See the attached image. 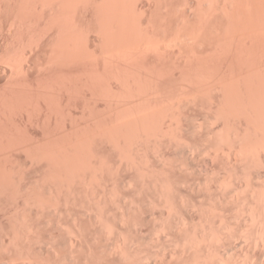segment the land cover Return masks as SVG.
I'll list each match as a JSON object with an SVG mask.
<instances>
[{"label": "bare ground", "instance_id": "bare-ground-1", "mask_svg": "<svg viewBox=\"0 0 264 264\" xmlns=\"http://www.w3.org/2000/svg\"><path fill=\"white\" fill-rule=\"evenodd\" d=\"M14 11H16L15 13H17L19 15V17L21 16L20 18L24 19L25 22L29 23L30 21H28V20H34L35 22L36 21L40 22V21L43 20V23L45 24V27H46L45 29L46 30L43 29L44 30L43 32L40 31L41 33H39V35H37L38 37L34 38L31 41V42H33L32 47H31V52H32V54H34L35 57H34V60H33V57L32 58L30 57L31 58L30 61L33 60V61H31V63L33 64L34 67L38 68V69H36L37 72H35V73H36V75H37V77L39 79L40 78H44V79H46V82L49 80V78H50L51 81H54V82L57 81L56 78L61 79L63 81H66V82H61V83H63L65 85V87H64L63 84L59 85V86H62L64 89L67 87L66 84H69V86L72 87L73 84H71V83H75L77 85L80 82L81 86L77 85V87H80L82 90L79 88L78 91L81 90V92H82L81 94L84 93L83 97L87 98V99H88L87 95H90V94L94 95L95 92H96L95 95L97 94L96 97L99 95L101 98L105 99L106 97H104V96L102 97L101 94H100V92L102 93L103 90H104L105 93H103V95L107 94V96H108V98L105 100V101H107L108 105L112 104V102L114 103V100L117 99L115 101V104H113L114 106H112V109H114V110L111 109V106L107 105L108 107H110V109L112 111H114V112H112L111 118L109 117L110 119H106V117L103 118V116H101L103 118V120L105 119L104 120L105 122H102V119H100L101 117L98 118L97 116L94 115L96 118L99 119V121L100 120L101 121L99 122L96 119V121L94 122L93 120L95 118H92L93 119L92 121L94 122V124H96V122H97L96 127L93 126V128L95 127V130L97 129L98 123H99V127L100 126L103 127V128H101V130H103L102 134L100 133L101 132L100 130H99L100 132L98 131L99 134H101L100 135L101 138L102 137H104V138L106 137V139H108L110 142H114L115 145L117 146V148H115L116 146H114L115 150L118 149L121 154L125 155V153L128 151V155L130 156L131 155L130 154L131 151L129 152V148L130 147L132 148V150L135 147L134 149H136V152H137V148L139 150V145L140 144L143 143L144 145H146L145 143H147L148 139L150 140V139L153 138V137L149 138L150 136L148 134L150 132L152 133V134L150 133L151 135H154L155 141L156 140L158 141V142L156 141L158 143V146H156V148L160 151L159 153H161V152L163 153L164 150H161V148L164 149L161 146V144H162V142H161L162 138L161 137L164 136L162 133H164L165 131L163 132V130L165 128H167V129H169V131H171L170 132L172 134L171 140H173L174 142H177L179 145H180V142L184 141V143H183L184 146H181V147H183V151L182 152L184 153V154L182 153L183 156L181 154V156H182L181 159L183 158V162L185 161L184 164H187L186 165L187 168L188 167L190 168L189 172H191L192 170L194 171V169H192V168H194L197 163L195 164L193 156H191V153L194 154V152H195V151L193 152L194 148L197 151H198V149L196 147H194L195 144H191V142L193 140L190 141L189 139H191L192 137L189 138V136H188V138H189L188 140L186 138H183V134H180L179 127H181L180 126V123L182 122L181 118L184 115H186L185 118L189 119L188 118L189 116H187V115H191V114H196L197 113V116H198V114L200 112H203L205 110L211 111L212 114L214 113L215 114V119H217L216 118V116H217L216 114L218 112H221V114L225 113L226 115L227 114H229V115L232 114L231 115L232 119H229V122H230V120H232L231 126L229 125L230 123L228 122L229 123L228 126L231 127L230 128V132L231 133L229 132L230 136H231V139L228 141L229 143L227 145V149H228L227 151L229 153L233 154L234 152H236V150H238L239 152L242 151V153L244 152L245 154H247L246 152H248L249 150H250V152H253V150L251 151V149L250 148L248 149V147L246 146L247 145L246 144V140L248 141V139H250V136L252 135L251 131L253 129V127H250L251 129H249L248 125L252 126L253 123L250 122V120H248L251 124H249V123L247 124L248 121H246V120L244 121V119H243V121L246 122V126L243 127V124H242V126L238 125L239 123H238L237 120L236 121H237L238 124H233V123H236L234 121L236 118L234 117L233 114L234 113H240V115L241 116H245V118L246 117L249 118L251 116L252 119H254L255 122H258V123L261 122L264 125V0H0V15L3 16L6 20H7V18L9 19V17L11 16V14ZM13 17H14V15H13ZM19 21L20 20H18V22ZM31 22H33V21H31ZM28 23H27V25H28ZM29 25H30V23H29ZM15 27H17V26H15ZM18 30H17V32H18ZM11 38H13V37H11ZM12 49H13V47H12ZM13 59H14V57H13ZM21 67H23V66H21ZM26 67H28V66H26ZM11 69H10L11 70L10 73L13 71V67ZM15 69H17V68L15 67ZM14 72L15 71H13V73ZM24 72H25V70H24ZM27 72H29V71H27ZM15 74H17V73H15ZM0 76H1V74H0ZM30 76H31V74H30ZM32 76H33V74H32ZM12 77H14V75H12ZM52 77H55V79L52 78ZM47 78H48V80H47ZM73 79H75V81H72ZM70 81H71V83H69ZM76 82H78V83H76ZM55 84L56 83H54V85ZM75 84H74V87L76 86ZM57 86H58V84H57ZM74 87H72V88L75 90ZM104 87H108L113 92L112 96H115V92L116 91H120V92L123 91V92L126 93V96L122 95L123 93H121L123 100L118 98L119 95H117V93H116V95H117L116 97L117 98L116 97H111L110 96L111 94L108 95V93H106V90H109V89H102ZM69 89H67L66 92L72 93V92H69V91H71L73 89H70V90ZM110 90L108 92H110ZM87 91H88V93H87ZM74 92L75 91H73V93ZM92 95H90V97ZM95 95H94V99L96 98ZM109 96L113 100L109 99ZM83 97H82V99H84ZM98 97H97V99L99 100L100 98H98ZM78 98H80V97H78ZM104 99H103V101H104ZM108 99L110 100L109 102H108ZM85 101H87V100H85ZM100 101H101V99H100ZM104 104H106V102ZM119 105H120V108L122 106V109H123V107L126 109V111H127L126 114H123V112L119 113V112H121V111H119V109H120L118 107ZM107 106H105V107H107ZM106 109H109V108H106ZM106 113H108L107 110H106ZM110 114H109V116H110ZM162 114L163 115L164 114H170L172 118L169 120L170 116L164 115V116H168V120H169V121L165 122L163 120L164 118L163 119L160 118V115H162ZM181 114H183L182 117H181ZM209 114H210V112H209ZM226 115H223V116H226ZM240 115H239V117H240ZM231 116H229V117L231 118ZM235 116H237V115H235ZM196 117L193 116L194 119H198L199 118V117H197V118ZM226 117H228V116H226ZM190 118H192V116H190ZM187 119H184V120H187ZM215 119H213V120L215 121ZM241 119H242V117H241ZM87 120H89V119H87ZM92 121H89V122L92 123ZM79 122H81V121H79ZM101 122L103 123V125L102 124L100 125ZM183 122L189 123L188 121H183ZM203 122H202V124H203ZM198 123H200V121ZM86 124L89 125L88 123H86ZM184 124H186V123H184ZM184 124H182V125H184ZM187 125L186 126L189 129L188 133L189 132L190 133L194 132L193 135L195 133L197 135L198 131L195 132V130H196L195 122L192 121V122H190ZM234 125H237V126H234ZM257 125H261V124L259 123ZM254 126H256V125L254 124ZM261 126L259 128L260 130L262 129ZM203 127L204 126L202 125V128ZM90 128H91V126H90ZM227 128H229V127H227ZM167 129H165V130L167 131ZM203 129L201 130L199 128V130L202 131V135H203V133H204V135H208L207 134L208 130L204 131L205 129L204 130ZM208 129H209V127H208ZM259 129H258V131H256L257 128H256V130L253 129V130H255L256 132L259 133V134L256 133L257 136H260ZM64 130H65V128H64ZM184 130H185V128H184ZM261 131H263V130H261ZM186 132L184 134H186ZM188 133L186 135H188ZM200 133L198 132V135ZM223 133H225V132H223ZM252 133H253V131H252ZM93 134H94V132H93ZM95 134H97V133L95 132ZM171 134H167V135H171ZM189 135L191 136V134H189ZM196 135H194L193 138ZM204 135H203V137H204ZM94 136L95 135H93L91 138L90 137H88V138L86 137L85 139L80 141L81 143H78V144H80L79 145L80 147L79 146L78 147H79V149H81L82 152H80V150L77 149L78 147L76 149H74L72 147H68L66 149V147H65L63 150H60V152L58 151L59 153H54L55 155L51 152L52 156H54V158H56L55 161H54V160H52V157L49 156V157H51L50 158L51 163H52V161L55 162V164L53 162V164L55 165L54 166L55 167L54 171H52L53 167L51 166L52 167L51 173H53V172L55 173L54 175L53 174L51 175L54 178V180H52V178L50 176V171H48L49 175L48 174H46V175H47L48 178H51V180L53 182H56V184L58 182L59 184L62 185V186H59L57 184L58 185L57 187L60 188V189H58V191L62 190V193H63V188L65 186H70L69 183H68L69 185L66 183V181L68 182L67 174H68L69 170H70V173L72 174L73 173L72 171H76L78 169V167H80L78 169L79 171L81 170V167H83V165L82 166L78 165V167H77V165H76L77 163L74 162L75 156H76V154H74L75 150H76L75 152H77V150H78L84 156V157L81 156V157H83L81 159H84L86 168L83 167V169H85V170H83V171L81 170L80 172L76 171V173L78 172L80 174V175L77 174L78 178L75 177L76 174H74L75 176H73V174L69 175L70 173L68 174L69 178L71 176L73 177V178H71L72 179L71 185L73 184L72 182H74V185H76L77 183H75V182H79L78 179H81L82 181H80V182H82V184H83V182H85V180H84L85 177L84 176H87V177L89 176L88 178H90V179H88V181L86 180V182H89V184L91 182V190H94V192H95V190H98V188H97V186L99 185V183H98V179L99 178L98 177L101 176L102 171H104L103 170V165L105 167V164L101 160L102 159L101 155L106 156L107 154L105 155V152L103 153L104 149L102 148L103 151H101V152L103 154H100L99 156L101 157V159L99 158L98 149H96V148H99L100 145L98 146L97 144H99V142L102 144V142L104 143V141H102V142L98 141L99 140V137H98L99 135L98 134H97V136H95V137ZM200 136H201V134H200ZM213 136L215 137V134ZM213 136H211V134H210V138L211 139H212ZM220 136H222V135H220ZM220 136H218V137L220 138ZM260 137L261 138H259V141H256L258 143V145L256 144L257 145L256 147L252 145L253 148H254V154L252 153L253 156L251 155L252 156L251 157L250 156L251 153L248 152V155L250 156V158H248V159H250V161H252V163L255 164V165L252 164L253 166H255L254 168H257L260 164L263 165L262 168H264V133ZM104 138H102V140H104ZM256 138H258V137H256ZM197 139H199V136L197 137ZM226 139L227 138H225L224 141H226ZM108 140H105V141H108ZM171 140H170V142H173ZM199 140H198L199 142L196 141L199 144H202V142L205 141V140L202 141V139H199ZM208 141L209 140H207V142ZM110 142L109 143L106 142V143H108L111 146ZM127 142H130L132 146L128 145L129 143L127 144ZM151 142H150V146H151ZM167 142H168V140H167ZM174 142H173V144H174ZM193 142L195 143V141H193ZM114 143H112V144L114 145ZM211 143H215V141L214 142L212 141ZM248 143H249V141H248ZM153 144H154V146H153V148H154L155 147V142L154 141H153ZM144 145H142V146H144ZM211 145H213V144H211ZM215 145L217 146V144H215ZM224 145H226V144L224 143ZM169 146H170V144H169ZM146 147H148V145ZM213 147H214V145H213ZM214 148H215L214 149L215 151H213V152L216 154V147H214ZM112 149H111V151H112ZM145 150H147V149H145ZM145 150H143V152ZM220 150H221V148H220ZM114 151H112V152H114ZM154 151L155 150H153V153H154ZM53 152H54V150H53ZM136 152H135V154H136ZM173 152L174 151H172V153ZM239 152H238V154H239ZM107 153H108V150H107ZM145 153H146V151H145ZM159 153H156V154L158 155ZM49 154H50V152H49ZM114 154H116V152ZM132 154L133 155H131V156H133V158L131 159V163L135 164V157L136 156L134 155V152ZM138 154L141 157H143V155H144V154L141 155L140 153H138ZM163 154H165V153H163ZM108 155H110V154H108ZM234 155H237V154H233V156ZM239 155H242V154H239ZM107 156H106V158H108ZM118 156H119V158L124 157V156L120 157L119 153H118ZM147 156L149 158V155H147ZM237 156H234V158H237ZM245 156H247V155H245ZM245 156L243 155V157H245ZM46 157H48V156H46ZM49 157L47 159H49ZM158 157H159V155H158ZM76 158L78 159V158H80V156L79 157L76 156ZM116 158H115V160H116ZM154 158H155V156H154ZM162 158H164L162 160H165V158H167V157H162ZM81 159H79V160L82 161ZM104 159H105V157H104ZM108 159L110 160V158H108ZM124 159L128 160L129 157L124 158ZM141 159L138 158L137 160H141ZM237 159L238 160L240 159L239 156H238ZM145 160H147L146 157H145ZM162 160H161V162H163ZM110 161L112 162V160H110ZM148 161H150V160L148 159ZM244 161H246V160H244ZM247 161H249V160H247ZM120 162H118L119 164H117V169L120 168V165L121 166L123 165V164H120ZM235 162L238 163V161H235ZM78 163L81 164L80 162H78ZM108 163H110V162L108 161ZM116 163L117 162L115 161V164ZM123 163H124V161H123ZM131 163L129 162V164H131ZM144 163L147 164V162H145V161H144ZM152 163H154V162H152ZM164 163H166V161ZM167 163H170V162L167 161ZM175 163H177V162H175ZM127 164H128V162H127ZM142 164H143V162H142ZM242 164H244L243 161H242ZM256 164H257V167H256ZM74 165H76V170H74ZM108 165L109 164L106 163V166H108ZM145 165H142V167H144ZM162 165H163V163H162ZM181 165H183V164H181ZM237 165H239V164H237ZM111 166H112V164H111ZM113 166H116V165H113ZM118 166H119V168H118ZM135 166H137V165H135ZM167 166L165 165V167H167ZM170 166H171V164H170ZM186 166H185V168H183L184 170L186 169ZM109 167H110V165H109ZM163 167L164 166H162L161 169H163ZM165 167H164V169H166ZM241 167H239V168H241ZM247 167H248V165H247ZM49 168H50V166H49ZM72 168H73V170H72ZM144 168H147V167H144ZM104 169L108 170L109 168L107 169V167H106ZM124 169H126V168H124ZM134 169H135V167H134ZM137 169H138V172L142 171L139 168H137ZM152 169H149L150 171H152L151 173H153V171H154ZM198 169L199 170L203 169V171L204 170H208L209 171V167H207L206 165H203V166H201V168H198ZM126 170H128V168ZM149 170H147V171L144 170V173L145 172L147 173ZM163 170H161V171H163ZM114 171L118 172V170H114ZM114 171H112V172H114ZM186 171H184V172H186ZM210 171H212V167H211ZM236 172H237L238 175H240V173H238V172H241V171L237 170ZM254 172H256V171H254ZM135 173H137V171ZM144 173H143V175H144V178H145L146 175ZM171 173H169V170H168V172H166V178L165 177H164L165 179L162 178L166 182H163L162 179H161L162 181H160V183L163 182L162 187L164 186V183H166V185L164 186L165 188L164 187L161 188V191H159V189H156V190H158L157 192H162L163 191L164 198L163 197H161V198H163V202L165 203V205L167 204L169 206L170 211L173 209L172 208V198L175 200V195H178V194H174V192H173V191H175L174 188H176L177 185L178 186L180 185V182L178 184V181H177L178 179H176L173 175H171ZM192 173L190 174L191 176L193 175ZM198 173H200V172H198ZM204 173H205V171H204ZM234 173H235V171H234ZM242 173H243V171L241 172V174ZM119 174L121 175L120 170H119ZM126 174H127V172H126ZM140 174H142V172ZM148 174H147V176H148ZM188 174H186V177L189 180V178H188L189 175ZM206 174H208V173H206ZM212 174H213V172H212ZM212 174H210V176H212ZM108 175L109 176L111 175L113 177L112 174L108 173ZM143 175H142V177H143ZM154 175L152 174V177ZM174 175L176 176V174H174ZM183 175H184V173H183ZM232 175L236 176V173L232 174ZM258 175L259 174H256L257 177H259ZM105 176H107V175L105 174ZM114 176H116V175L114 174ZM149 176H150V174H149ZM195 176L196 175H194V177ZM208 176H209V174H208ZM240 176H239V178L241 180ZM247 176H249V174ZM261 176H262V178L264 177V171L261 174ZM137 177H138V175H137ZM154 177H156V175ZM161 177H159V178H161ZM236 177H238V176H236ZM48 178H47V180H48ZM76 178H77V181L74 180ZM82 178H84V179H82ZM133 178H135V177H133ZM178 178H180V177H178ZM191 178H190V181L192 180ZM195 178H196L197 182L196 181L194 182L195 187H193V186H192L193 188L191 187V189H192L191 190L192 192L190 191L191 194L195 192L194 190L199 191L201 189L200 191H202V189H203V190H205L207 192L206 193L204 191V194L207 195L209 193L210 195L212 194L213 196L217 197L216 196V192H217L216 191V181H214V179L212 180L211 177H208L209 179L211 178V181L215 182V184H213L214 182L209 184L210 180H208V178H207V176L205 174L202 175V176H197ZM239 178H237V179H239ZM119 179H121V178L119 177ZM248 179L249 178H247L245 180H248ZM70 180H69V182H70ZM100 180H99V182H100ZM123 180H125V179H123ZM123 180L121 179V181H123ZM149 180H150V177H149ZM228 180H229L228 181L229 185L230 186L232 185L234 191L235 190L237 191L239 189L237 191V193L238 192L239 193L238 194L236 193L237 195H236L235 203L237 202V204H238V208H237L238 212H241L239 214H242V216L243 215L245 216V214H246V216H247L248 220L246 218H243V221L244 220L250 221V224H246V222L244 221L245 227H246V225H249L250 227H252V228H250V229H252V232H249L248 231L249 229L247 230L249 232V234L251 233L250 236L252 237V239H250L251 237L249 238L251 240L250 242L248 241L249 239L247 240V238H246V243H248V246L246 247L247 249L242 254V256L239 257V259L235 257L236 259L234 261L233 260L232 261L231 260L230 261L227 260L226 252H227V250L229 251L230 250V246L233 245V244H231L232 240L230 238L233 235L236 236V235H238L240 233L236 234V232H235L236 229L234 231L233 229L224 228V227H227L228 224H227V226H225L226 224L225 225L223 224L222 227L224 229L223 228H221L223 230L220 229L221 231H225L227 229L226 230L227 233L225 232V234H226L225 237L226 238L221 236V234H219V232L217 233L216 229L217 230H219V229L216 228L215 226H213L214 224H213L212 221L215 218L214 216L216 215V208H218V204L216 205V202H218V201L215 200L216 198L214 200H213V198H211L212 201L210 200V202H207V203L210 204V206H209V204L205 203L206 199H204V197H203V199H204L203 200L204 202H203L201 197H200V201H202L201 203H203V206H204V204H206V206L207 205L209 206V208H207V210L209 209V211H208L209 215H207V217L204 215L203 219H201V221H199L200 224L198 222L199 225H194L193 224L195 227H200V230L197 228V231H196V229H194L195 227L192 226V223L190 224L192 227L191 226L189 227V225H187L184 222L185 220L183 219V217L182 218L181 217H179V218L175 217L176 219H174V217H172L174 220H173V222L172 221L171 222L174 223L173 225H175L176 228L171 227V226L169 227V229H172V228L175 229L174 230L175 234L174 233H172V234H174L175 236H176V234L178 235L177 236V237H179L178 240H180L178 243H180L182 241V239L184 240L183 242L185 244V249H186V250H184V252L186 251L189 254L192 250L190 252H188V249L189 250L190 249H195V250H193V254L195 253L194 256L196 258L195 259L196 261L195 262H194V260L192 261V259H191L192 257L191 256H189V258L187 257L188 255L185 257V255H186V253H185L184 254L185 259L182 257L185 262H182L183 261L182 260L181 261L182 264H197V263H199V264H264L263 258L260 260V256H259V255L263 254L262 251L264 250V187L262 188V192L255 193L256 192L254 190L255 188L253 189L254 186L252 187L249 182H245L244 184H240V183H243L245 180L244 181L242 180L243 182L242 181L240 182V180H237V181L240 182V183H238V182L235 181L234 178L232 179L231 176L229 177ZM263 180L261 179V181H263ZM125 181H127V180H125ZM154 181L150 182V183H155V182L158 183L157 180L155 182ZM181 181H183V180H181ZM185 181L186 180L184 178V181H183L184 184H185ZM224 181H226V179ZM19 182H20V180H19ZM53 182H52V184H54L56 186V184L53 183ZM103 182H105V181H103ZM130 182H128V184ZM145 182H147V180ZM47 183H48V181H47ZM190 183L192 185H194L192 182H190ZM63 184H65V186H63ZM114 184H115V181L113 183V186H114ZM133 184H129V185L131 186ZM136 184H137V182H136ZM143 184H142V187H143ZM148 184H149V182H148ZM155 184H154V186L158 185V184L157 185H155ZM211 184H213V185H211ZM263 184H264V181H263ZM54 185H53V187H54V189H56ZM74 185H72L71 187H73ZM87 185L88 184H86L85 186H87ZM105 185L107 186L108 183L105 184ZM147 185H145V186H147ZM152 185L153 184H151V186ZM76 186L80 187L79 184L76 185ZM104 186H101V190H98V191L106 193V191L102 190V188ZM116 186H119V185H116ZM148 186L151 187L150 185H148ZM25 187H27V186H25ZM87 187H89V186H87ZM119 187L121 188V186H119ZM186 187H188V185ZM68 188H70V187H68ZM75 188H77V187H75ZM83 188H85V187H83ZM95 188H97V189H95ZM109 188H112V187H109ZM157 188H160V187L158 186ZM64 189H66V187ZM106 189H107V187H106ZM146 189H148V187H146ZM150 189H152V187ZM189 189H190V187L187 188V190H189ZM30 190H31V188H30ZM259 190L261 191V189H258L257 191H259ZM56 191H57V189H56ZM148 191H151V190L148 189L147 193H148ZM226 191H228V190H226ZM67 192H69V191H67ZM111 192H112L111 195H113L112 189H111ZM154 192H156V191H154ZM178 192H181V191H178V189H177L176 193H178ZM115 193H117V192H115ZM149 193L152 194V192H149ZM195 193H194V195H195ZM56 194H57V196H56ZM59 194L61 196V192H59V193H55L54 197H53V201L57 205H58L59 201H61V200H58V198H61V197H59ZM68 194H66V195H68ZM73 194H74V192H73ZM101 194L103 196H107V194L106 195H104L103 193H101ZM255 194L256 195L259 194V196H258V197H260L259 201L256 200L258 198H256ZM118 195H120V194H118ZM118 195L117 196L115 195V196L118 197ZM124 195H126V194H124ZM124 195H123V198L125 197ZM62 196H63V194H62ZM91 196H93V195H91ZM182 196L180 197V199L182 198ZM184 196H186V195H184ZM197 196H200V195H197ZM203 196H205V195H203ZM207 196H209V195H207ZM101 197L102 196H100V198ZM157 198H158V196H157ZM161 198H159V199L161 200ZM54 199H56L58 203ZM92 199L94 200L93 197H92ZM107 199L105 197L104 200L107 201ZM116 199L119 200V197L116 198ZM124 199H126V198H124ZM129 199H130V197H129ZM132 199H133V197H132ZM135 199L132 200V201H134V203H135ZM152 199H153V201L155 200V198H152ZM152 199L151 200L149 199L150 202H152ZM187 199L184 198V202ZM209 199H210V196H209ZM209 199L207 201H209ZM37 200H40V199H37ZM73 200H74V197H73ZM90 200H91V198H90ZM96 200H99V197H96ZM194 200H195V198H193V200H190V201L193 202ZM198 200L199 199L197 198L196 202L194 201L196 203V205H198L197 204L199 202ZM233 200H235V199H233ZM70 201H72V200H70ZM105 201L104 202L102 201L103 202V206L106 205ZM122 201H125V200H122ZM130 201H131V199H130ZM190 201H188L189 204L191 203ZM26 202H27V200H26ZM39 202H41V201H39ZM50 202H51V199H50ZM91 202L95 203L94 201H91ZM91 202H89V203H91ZM96 202L100 205L99 201H96ZM120 202L121 201H119V204H121ZM181 202L183 203V200H181ZM128 203H130V202H128ZM128 203H127V206H128ZM159 203H162V202H159ZM201 203H199L200 205H198V206H202ZM62 204L64 205L65 203H62ZM98 204H96V205L98 206ZM123 204H126V203L123 202ZM133 204L130 203V206L133 205ZM143 205H144V201H143ZM165 205H163V207ZM186 205L187 204L185 203L184 207H186ZM220 205H221V203H220ZM93 206H94V204H93ZM107 206H105L104 208L106 209ZM112 206H113V204H112ZM119 206H121V205H119ZM122 206H124V205H122ZM136 206H137V208H139V206L137 204H136ZM136 206H135V208H136ZM156 206H158V205H156ZM174 206H175V202H174ZM177 206L178 205L176 204L175 207H177ZM193 206H192V203H191V207H193ZM98 207H99V208H97L98 212H96V213H99V211H100L98 209H100L101 207L100 206H98ZM109 207H111V206H109ZM179 207H180V205H179ZM197 207H195L194 209H197ZM236 207H237V205H236ZM95 208L96 207H94V209ZM119 208H117V209H119ZM123 208H125V206ZM128 208H130V207H128ZM135 208H134V212L137 213V211L140 210V209H136L137 211H135ZM198 208L201 209V207H198ZM178 209L175 208V210H177V212L178 211L182 212V211H180L181 209H179V210ZM182 209H184V208H182ZM188 209L191 210L190 207ZM199 209H198V211L200 213V211H202L203 208L201 210H199ZM88 210H89V208H88ZM121 210L123 211L124 209H121ZM44 211H45V209H44ZM91 211H92V209H91ZM101 211L104 212V210H102V209H101ZM102 212H100V213H102ZM127 212L128 211H125V212L123 211L121 214H116V215H119V217L121 215L120 219L122 221L126 220L125 223L127 221H129V224H131L130 221L132 219H133V222H135V220L137 219L136 216H138L137 214H139V215L141 214V211H140V213L135 214L136 216L134 214H132V219H131L130 218L131 214H129L130 212L129 213H127ZM131 212L133 213V211H131ZM174 212H176V211H174ZM221 212H222V210H221ZM86 213H88V211ZM86 213H85V215H86ZM152 213H154V212H152ZM168 213H169V211H168ZM203 213H204V210H203ZM203 213L201 214L200 217H202ZM92 214H94V213H92ZM177 214H179V213H176V215ZM181 214H183V213H181ZM197 214H198V212H197ZM197 214H195V215H197ZM88 215H90V214H88ZM109 215L110 214H108V216ZM98 216H97V219L99 218ZM104 216H106V214H104ZM108 216H107V218H108ZM112 216H113V214H112ZM140 216H139V218L142 217V216L141 217ZM143 216L145 217V215H143ZM178 216H180V214ZM184 216H186V218H187V215H184ZM91 217H93V216H91ZM25 218H26V216H25ZM27 218H26V220H27ZM162 218H164V217H162ZM165 218H168V217L165 216ZM211 218H213V219H211ZM120 219H118L117 221H119ZM149 219H150V217H149ZM220 219L222 221L223 217L220 218ZM220 219H218V220L220 221ZM234 219H236V217ZM141 220L142 219H140V221ZM215 220H214V222H215ZM99 221L102 222V221H105V220L100 219ZM99 221H98V223L102 224ZM120 221H119V225H120ZM122 221H121V223L124 222V221L123 222ZM157 221H159V220H157ZM22 222H24V221H22ZM30 222H31V220H30ZM143 222H145V219L143 220ZM223 222H225V221L223 220ZM105 223H106V221H105ZM137 223L135 224L136 226H137ZM162 223L159 224L158 226L156 225L157 226L156 229L158 231L162 230V232H163V230H165L167 228L166 227L167 225L165 226L164 223L163 224ZM24 224H26V223H24ZM58 224H60V222ZM115 224H117V223H115ZM231 224H232V222H231ZM105 225H107V223ZM132 225L134 226V223ZM140 225H142V224H140ZM215 225H217V224L215 223ZM108 226H107V228H108ZM126 226H127V224H126ZM104 228H103L104 229L103 231H105L107 229L106 226ZM108 229L111 230V228H108ZM131 229H134V231L136 230V232L138 231L134 227H132ZM131 229H129L128 231H131ZM27 230H26V232H28ZM78 231H76V232L79 233L80 231L79 232ZM166 231H164V232H166ZM12 232H13V229H12ZM169 232L171 233V231H169ZM33 233H34V231H33ZM114 233H113V235H114ZM128 233H130V232H128ZM133 233L131 234L132 237H133ZM149 233L150 232H148V234ZM243 233H244V231H243ZM34 234H36V233H34ZM109 234H112V233H109ZM118 235H119V233H118ZM118 235H117V237H119ZM140 235H141V233H140ZM121 236H120V238H121ZM138 236L139 235H137V238H138ZM14 237H15V235H14ZM69 237L70 236L68 235L67 240H66V238H65V240L68 241ZM74 237L69 239L70 241H68V242H70V244H68V245L74 250V252H77L78 248L81 246V243L83 241L80 242L81 238H74ZM124 238H126V237H124ZM128 238H129V236H127L126 239H128ZM140 238H141V236H140ZM222 238H224L225 241ZM12 239H14V238H12ZM30 239H29V241H30ZM43 239L45 240L47 238H43ZM49 239H51V238H48L47 241H50ZM99 239H101V238H98V240ZM103 239H105V238H103ZM105 240H108V239H105ZM123 240L125 241V239H123ZM138 240H140V239H137V241ZM96 241H97V238H96ZM103 241H102L103 244L102 243L101 244L104 245V246L106 245V247H104V246H102V247H104V249L106 248L105 250H107V252H108V250H111V249L119 252V256H118L117 259L120 260L119 257H121V259L128 257L126 248L129 246L128 245L129 242L126 243V246L127 245L128 246L125 248L124 244H125L126 241L125 242H122V241L120 242L119 238H115L114 237V238H112L110 243L108 242L106 244H104L105 242H103ZM174 241H175V239H174ZM237 241H238V239H237ZM220 242H222V243H220ZM27 243L29 245V242H27ZM88 243H90V242H88ZM45 244L47 245L48 243L46 242ZM137 244H136V246H137ZM46 245H45V247H46ZM86 245H88V244H86ZM138 245H140V244H138ZM176 245L177 244H175V246ZM39 246H40V244H39ZM82 246H84L83 243H82ZM131 247L129 246V248H131ZM158 247H160V246H158ZM179 247L182 248V245L179 246ZM187 247H188V249H187ZM220 247H222V249H220ZM48 248H46V249H48ZM68 249H69V247H68ZM84 249H86V248H84ZM84 249L83 250L80 249V250L84 251ZM94 249L96 250V248H94ZM180 249H179V252L181 251ZM131 250H133V249H131ZM134 250L136 251V249H134ZM239 250L241 251V249H239ZM26 251L29 253L28 250H26ZM88 251L89 250H87L86 252H88ZM97 251H99V247H98ZM97 251H95L94 253H96ZM112 251H111L110 255L113 256ZM133 251H131V252H133ZM135 251L133 253H135ZM74 252L73 253L71 252V253L74 254ZM86 252L84 251V253H86ZM136 252H138V251H136ZM171 252H174V251H171ZM230 252H229V255H230ZM31 253H33V252H31ZM92 253H93V251H92ZM104 253H105V255L109 254V253L106 254V252H104ZM175 253H177V252H175ZM25 254H27V253H25ZM39 254H40L39 256L41 257L42 256V252L40 251ZM76 254H78V253H76ZM98 254H99V252H98ZM168 254H169V252H168ZM182 254H183V250H182L181 256H182ZM193 254H192V256H193ZM32 255H34V254H32ZM78 255H76V256H78ZM178 255H179V253H178ZM229 255H228V257H229ZM35 256H32V257L36 258ZM67 256L68 255H66V258H67ZM70 256L71 257H69V258H72L73 255H70ZM90 256H92V255H90ZM99 256H101V255H98V257ZM171 256H173V255H171ZM175 256H177V254ZM37 257H38V255H37ZM58 257H59V255H58ZM63 257H64V255H63ZM113 257H111V258H113ZM74 258L71 259L70 261H72V260L75 261ZM92 258H93V256L91 257V261H92ZM36 259L38 260L39 258H36ZM47 259H49V258L46 257V261L48 262ZM78 259H79V256L76 259L77 260L76 262L79 261ZM113 259H116V257H114ZM132 259H134V255H133ZM132 259L130 257V260H132ZM160 259H161V257H160ZM37 260H36V262H38ZM102 260H101V262H102ZM104 260H105V258H104ZM119 260H117V262H119L121 264L122 260L121 261H119ZM124 260L125 259H123V261ZM127 260H125V261H127ZM167 260H168V258H167ZM44 261H45V259H44ZM44 261H43V257H42V262H44ZM92 262H94V261H92ZM158 262H162V261H158ZM37 264H40V263H37ZM123 264H126V263H123Z\"/></svg>", "mask_w": 264, "mask_h": 264}, {"label": "rangeland", "instance_id": "rangeland-1", "mask_svg": "<svg viewBox=\"0 0 264 264\" xmlns=\"http://www.w3.org/2000/svg\"><path fill=\"white\" fill-rule=\"evenodd\" d=\"M16 11H14L12 14L14 15V17H13V15L11 14V16L9 17V19L7 18V20L3 17V16H1L0 15V74H1V76H0V264H37V263H40V264H43L44 262V264H120L119 262H117V260H119V259H117L118 258V256H119V252H117V251H115V250H113V249H111V250H108V252H107V250H105L104 249V247H106V245L104 246V245H102L103 243H102V241L103 242H105L104 244H106V243H110V241L112 240V238H119L120 239V242L123 240V239H125V241L123 240L122 242H125V248L129 245L131 248H129V246L126 248V250H127V254H128V257L127 258H122L121 259V257H119L120 258V260L119 261H123V259H125V260H127V261H121V264H123V263H126V264H182V262H185L184 261V259H185V257L187 256L188 258H189V256H191L190 258L192 259V261L194 260V262L196 261L195 259V256H194V254H193V250H195V249H188V247H187V249H188V252H190L191 250V252L188 254L186 251L184 252V250H186L185 249V244H184V240L182 239V243L180 242V243H178L180 240H178V238L179 237H177L178 235L176 234V236L174 235L175 233H174V230L175 229H169V227L171 226V227H174V228H176L175 227V225H173L174 223H172L173 222V220L174 219H176L175 217H177V218H179V217H183V219L185 220L184 222L187 224V225H189V227L191 226L190 224L192 223V226H194V225H199L200 224V222L199 221H201V219H203V217H204V215L207 217V215H209V209L207 210V208H209V206H210V204L209 203H207V202H210V200H211V198H213V200L215 199L216 201H218V202H216V205L218 204V208H216V215L214 216L215 218L213 219V218H211V219H213V226H215L216 228H218L219 230H217L216 229V232L218 233L219 232V234H221V236H223L224 238H226L225 237V232H226V230L229 228V229H233L234 231H235V229H236V234H238V233H240V234H238V235H236V236H232L230 239L232 240L231 242V244H233V245H231L230 246V250L228 251L227 250V252H226V258H227V260L228 261H234L236 258H238L239 259V257L240 256H242V254L245 252V250L247 249L246 247L248 246V243H246V238H247V240L251 237L250 235H251V233L249 234V232H252V229H250V228H252V227H250L249 225H246V227H245V224H244V221L246 222V224H250V221H247L248 219H247V216H246V214H245V216L243 215L242 216V214H239V213H241V212H238V210H237V208H238V204H237V202L235 203V201H236V195L239 193H237V191L239 190H233V187H232V185L230 186L229 185V177L231 176L232 177V179L234 178L235 179V181L236 182H238V183H240L242 180L244 181L245 179H247V178H249L248 180H245L243 183H240V184H244L245 182H249L250 183V185L253 187V189L256 191L255 193H260V192H262V188L264 187V184H263V179H264V177L262 178V176H261V174L263 173V171H264V168H262L263 167V165H259L258 167H257V164H256V167L257 168H254L255 166H253L252 164H254V163H252V161H250V159H248V158H250V156L252 155V153L254 154V148H253V146H257L258 145V143L256 142V141H259V138H261L260 136H262V134L264 133V125L261 123V122H259L261 125H257V124H259L258 122H255L254 121V119H252V117L250 116L249 118L248 117H246L245 118V116H241L240 115V113H234L233 115H234V117L236 118L234 121L236 122V123H233V124H238V125H241L242 126V124H243V127L244 126H246V122H244L245 120L246 121H248V120H250V122H252L253 124H252V126L250 125H248V127H249V129H251L250 127H253V129H255L256 130V128H257V130L256 131H258V129L260 128V126L262 127V129L261 130H263V131H261L260 129H259V132H260V136H257L256 135V133L257 134H259L258 132H256L255 130H253L252 129V131H253V133H252V131H251V136H250V139H248V141H249V143H248V141L246 140V146L248 147V149L250 148L251 149V151L253 150V152H250V150L248 151V152H250L249 154H250V156L248 155V152H246L247 154H245L244 152V154L242 153V151L241 152H239L238 150H236V152H234L233 154H237L238 156H239V160L237 159L238 158V156L237 155H234V156H237V158H234V156H233V154H231V153H229L227 150V145H228V141L231 139V136H230V126H231V124H232V120H230V122H229V119H232V114L231 115H229V114H221V112H218L216 115V118L217 119H215V114L213 113L212 114V112L211 111H208V110H205V111H203V112H200L199 114H198V116H197V113L196 114H191V115H187V116H189L188 118L189 119H187V118H185V116L186 115H184L183 116V114H181V123H180V126L181 127H179V131H180V134H183V138H186L187 140L189 139V138H191V139H189L190 141H195V143L192 141L191 142V144H195L194 145V147H196L197 149H198V151L197 150H195V148L193 149V152H194V154L193 153H191V156H193V159H194V162H195V167L194 168H192V169H194V171L192 170L191 172H189L190 171V168L188 167L187 168V164H184L185 163V161L183 162V158L181 159V157L183 156V147H181V146H184V141H182V142H180V145L177 143V142H174L173 140H171V136H172V134L170 133L171 131H169V129H167V128H165V129H167V131L164 129L163 130V132L164 133H162L164 136H162L161 138L163 139H161V142H162V144H161V146L164 148V149H162L161 148V150H164V152L163 153H165V154H163L162 152L161 153H159L160 151L156 148V146H158V141L156 142L155 141V138H154V135H151L150 133L148 134L150 137L149 138H152V139H148V141H147V143H145L146 145H144L143 143L142 144H140L139 145V150H138V148H137V152L138 153H140L141 155L142 154H144L143 155V157H141L137 152H136V149H134L133 148V150H132V148L130 147V146H132L131 145V143L130 142H127V144L128 145H130L129 147V152H130V154L131 155H133L132 153L134 152V155L136 156H134L135 157V164H132L131 163V159L133 158V156H129L128 155V151L125 153V155L124 154H121L120 152H119V150L117 149V150H115V148H117V146L115 145V143L114 142H110L108 139H106V137L104 138V137H102V138H104V140H102V138H101V134H102V132H103V130H101V128H103L102 126H100L99 127V123H98V126H97V131L95 130V127H96V124H97V122H96V124H94V122L96 121V119H97V121H99V119L98 118H100L101 116H103V118L104 117H106V119H110L111 118V116H112V112H114V111H112V110H114V109H112V106H114L113 104H115V101L117 100V99H115L114 100V103L112 102V104H109L108 105V103H107V101H105L107 98H108V96H107V94L106 95H103V93H105L104 92V90H103V92L101 93L100 92V94H101V96L103 97H106L105 99L104 98H101L99 95V97L98 98H100L101 99V101H100V99L98 100L97 99V97H96V95H95V93H94V95H95V99H94V95H92V94H90V95H92L91 97H90V95H87V97H88V99L87 98H84L83 97V94H81L82 92H81V88L80 87H77V85H80V82H79V84H75V83H71V81L69 82V83H71V84H73L72 85V87H74V84L76 85L74 88H75V90L72 88V87H70L69 86V84H66V90L62 87V86H59L60 84L62 85L63 83H61V82H66V81H63V80H61V79H58V78H56V80L57 81H51L50 80V78H49V80H48V78H47V82H46V79H44V78H38L37 77V75H36V73L35 72H37V70L36 69H38L37 67H34L33 66V64L31 63V61H33L34 60V54H32V52H31V47H32V44H33V42H31L34 38H36V37H38L37 35H39V33H41V32H43L44 30H46L45 28V24L43 23V20L42 21H40V22H38V21H34V20H28V21H30L29 23H30V25H29V23L28 22H25L24 21V19H22V18H20L19 17V15L17 14V13H15ZM19 17V18H18ZM18 20H20L19 22H18ZM23 20V21H22ZM4 21V22H3ZM9 21V22H8ZM17 21V22H16ZM27 21V20H26ZM31 21H33V22H31ZM35 22V23H34ZM27 23H28V25H27ZM10 25V26H9ZM12 26V27H11ZM15 26H17V27H15ZM42 27V28H41ZM26 28V29H25ZM9 29V30H8ZM20 31H19V30ZM44 29V30H43ZM17 30H18V32H17ZM27 30V31H26ZM15 31V32H14ZM31 31V32H30ZM41 31V32H40ZM21 32V33H20ZM36 32V33H35ZM20 33V34H19ZM30 35V36H29ZM17 36V37H16ZM11 37H13V38H11ZM26 38V39H25ZM13 40V41H12ZM30 40V41H29ZM19 42V43H18ZM28 43V44H27ZM25 45V46H24ZM8 46V47H7ZM12 47H13V49H12ZM27 47V48H26ZM30 47V48H29ZM16 48V49H15ZM22 51H20V50ZM30 49V50H29ZM19 50V51H18ZM15 52V53H14ZM18 53V54H17ZM11 54V55H10ZM15 55V56H14ZM18 55V56H17ZM29 55V56H28ZM23 56V57H22ZM26 56V57H25ZM13 57H14V59H13ZM17 57V58H16ZM33 57V60H31L30 61V59ZM2 58V59H1ZM26 60V61H25ZM36 62V61H35ZM29 64V65H28ZM7 65V66H6ZM11 66V67H10ZM21 66H23V67H21ZM26 66H30L29 68L28 67H26ZM33 66V67H32ZM13 67V71H15L14 73H13V71L10 73V71L12 70L11 68ZM15 67L17 68V69H15ZM28 68V69H27ZM32 68V69H31ZM35 68V69H34ZM11 69V70H10ZM20 69V70H19ZM24 70H25V72H24ZM29 71V72H27V71ZM35 70V71H34ZM22 71V72H21ZM27 72V73H26ZM15 73H17V74H15ZM19 73V74H18ZM21 73V74H20ZM31 74V76H32V74H33V76L31 77L30 76V74ZM14 75V77H12V75ZM7 75V76H6ZM36 75V76H35ZM30 76V77H29ZM3 77V78H2ZM36 77V78H35ZM52 78H54L55 79V77H52ZM16 79V80H15ZM44 79V80H43ZM53 79V80H54ZM38 80V81H37ZM43 80V81H42ZM11 81V82H10ZM37 81V82H36ZM72 81H75V79H73ZM20 82V83H19ZM58 82V83H57ZM54 83H56L55 85H54ZM76 83H78V82H76ZM57 84H58V86H57ZM70 84V85H71ZM64 85V84H63ZM26 86V87H25ZM40 86V87H39ZM50 86V87H49ZM69 86V87H68ZM81 86V85H80ZM64 87H65V85H64ZM78 89H77V88ZM27 88V89H26ZM48 88V89H47ZM52 88V89H51ZM73 89V90H71V91H69V92H72V93H68V92H66L67 91V89ZM79 88L81 89L80 91H78L79 90ZM13 89V90H12ZM61 89V90H60ZM69 89V90H70ZM102 89H109L108 87H104V88H102ZM55 90V91H54ZM110 90V89H109ZM109 90H106V93H108V95L109 94H111L110 96L111 97H116L117 95H119L118 96V98L119 99H122L123 100V98H122V95H125L126 96V93L125 92H123V91H116L115 92V96H112V94H113V92L110 90V92H108ZM73 91H75L74 93H73ZM77 93V94H76ZM87 93H88V91H87ZM99 93V92H98ZM116 93H117V95H116ZM121 93H123L122 95H121ZM125 93V94H124ZM121 95V96H120ZM58 96V97H57ZM67 96V97H66ZM84 98V99H82V97ZM109 96V99H111V100H113L111 97ZM78 97H80V98H78ZM90 97V98H89ZM43 98V99H42ZM70 98V99H69ZM117 98V97H116ZM82 99V100H81ZM103 99H104V101H103ZM108 99V102L110 101ZM36 100V101H35ZM76 100V101H75ZM85 100H87V101H85ZM97 100V101H96ZM52 102V103H51ZM106 102V104H104ZM123 102V101H122ZM87 104V105H86ZM64 105V106H63ZM69 105V106H68ZM111 106V109H110V107H108V106ZM121 105V104H120ZM120 105L118 106L119 108H120ZM51 106V107H50ZM61 106V107H60ZM77 106V107H76ZM102 106V107H101ZM105 106H107V107H105ZM106 108H109V109H106ZM55 109V110H54ZM74 109V110H73ZM82 109V110H81ZM121 109V110H120ZM119 109V111H121V112H119V113H122L123 112V114H126L127 113V111H126V109L123 107V109H122V106H121V108ZM125 109V110H124ZM53 110V111H52ZM72 110V111H71ZM106 110H107V112L110 114V116H109V114L108 113H106ZM109 110V111H108ZM65 111V112H64ZM208 111V112H207ZM205 112V113H204ZM209 112H210V114L214 117H212L210 114H209ZM43 113V114H42ZM54 113V114H53ZM203 115H202V114ZM97 116L98 118H96L95 116ZM122 115V114H121ZM163 115V114H162ZM162 115H160V118H164L163 120L165 121V122H167V121H169L172 117H171V115L170 114H164V115H168V116H170L169 117V120H168V116H162ZM200 115V116H199ZM223 115H226V116H231V118L229 117H226V116H223ZM235 115H237V116H235ZM239 115H240V117H239ZM190 116H192V118H190ZM193 116H197V117H199L198 119H194L193 118ZM219 116V117H218ZM222 116V117H221ZM30 117V118H29ZM72 117V118H71ZM110 117V118H109ZM196 117V118H197ZM239 117V118H238ZM241 117H242V119H241ZM244 117V118H243ZM89 119V120H87V119ZM92 118H95L94 120L92 119ZM103 118L101 117L100 119H102V122H105L104 120H103ZM167 118V119H166ZM204 118V119H203ZM74 119V120H73ZM184 119H187V120H184ZM193 119V120H192ZM204 121H202V120ZM213 119H215V121L213 120ZM242 121H241V120ZM243 119H244V121H243ZM94 122H93V121ZM194 121L195 122V124H196V130H195V132H201L200 134H201V136H200V134L198 135V132H197V135H196V133L194 134V135H196L197 137L199 136V139H202V141L203 140H205V141H201L202 142V144H199L198 142L200 141L199 139H197V137L195 136L194 138H193V133H188V131H189V129L187 128V124H189L190 122H192V121ZM197 120V121H196ZM228 120V121H227ZM238 121V123H237V121ZM47 121V122H46ZM79 121H81V122H79ZM89 121H92V123H90ZM101 121V120H100ZM99 121V122H100ZM107 121V120H106ZM183 121H188L189 123H187V122H183ZM200 121V123H198ZM203 122V124H202V122ZM213 121V122H212ZM29 122V123H28ZM78 122V123H77ZM100 123V125L102 124L103 125V123ZM230 124H229V123ZM241 122V123H240ZM243 122V123H242ZM249 121L247 122V124L249 123V124H251ZM37 123V124H36ZM41 123V124H40ZM47 123V124H46ZM57 123V124H56ZM76 123V124H75ZM86 123H90L89 125L91 126V128H90V126L89 125H87ZM184 123H186V124H184ZM93 124V125H92ZM182 124H184V125H182ZM228 124L230 125V126H228ZM254 124L256 125V126H254ZM76 125V126H75ZM187 125V126H186ZM198 125V126H197ZM202 125L204 126L203 128L205 129H203L202 128ZM89 126V127H88ZM93 126H95L94 128H93ZM183 126V127H182ZM234 126H237V125H234ZM65 128V130H64V128ZM87 127V128H86ZM198 127V128H197ZM208 127H209V129H208ZM227 127H229V128H227ZM62 128V129H61ZM182 128V129H181ZM184 128H185V130H184ZM199 128L202 130H204V131H207V134L208 135H204V133H203V135H204V137H203V135H202V131H200L199 130ZM188 129V130H187ZM227 129V130H226ZM101 132H100V131ZM184 130V131H183ZM101 133V134H99V132ZM187 131V132H186ZM203 131V132H204ZM210 131V132H209ZM212 131V132H211ZM66 132V133H65ZM93 132H94V134H93ZM95 132L99 135L98 137H99V140L98 141H104V143L102 142V144L99 142V144H97L98 146H99V148H96V149H98V156L100 155V154H103L104 152H105V155L107 154H110V155H106L108 158H110V160H112V162L108 159V158H106V156H104V155H101L102 156V159H101V157L99 156V158L103 161V163L105 164V167H104V165H103V170L104 171H102V174L104 175H102L101 174V176H99L98 178V183H99V187L97 186V188H98V190H101V186H104L105 184H107L108 183V185L106 186H104L103 188H102V190H104V191H106V193L105 192H101V191H98V190H95V192H94V190H91V182H90V184H89V182H86V180L88 181V179H90V178H88L87 176H84L85 177V179L84 178H82V179H84L85 180V182H83V184H82V182H80V181H82L81 179H78V181L79 182H75V183H77L76 185H80V187L79 186H76V185H74V182H72L73 184L72 185H74L73 187H71L72 185H71V181H72V179L71 178H73L72 176L69 178V176H68V174L70 173V170H69V172H68V174H67V180H68V182L66 181V183L68 184H70V186H65V184H63V186H65L66 187V189H64L63 188V193H62V190H59L58 191V189H60V188H58L57 186L59 185V186H62L61 184H59L58 182H57V184H56V182H53L52 180H54V178L51 176L52 174L54 175L55 173L53 172V173H51V169H52V167H53V169H52V171H54V164H55V159L56 158H54V156H52V153L54 154V153H59L60 152V150H63L65 147H66V149L68 148V147H72V148H74V149H76L80 144H78V143H81L80 141L81 140H83V139H85L86 137L88 138V137H92L93 135H95V136H97V134H95ZM186 132V134L188 133V135H186V134H184ZM209 132V133H208ZM219 132V133H218ZM221 132V133H220ZM223 132H225V133H223ZM230 132V133H229ZM215 134V137L213 136L214 134ZM228 133V134H227ZM262 133V134H261ZM48 134V135H47ZM66 134V135H65ZM89 134V135H88ZM166 134V135H165ZM167 134H171V135H167ZM189 134H191V136L189 135ZM206 134V133H205ZM210 134H211V136H213L212 137V139L210 138ZM55 135V136H54ZM59 135V136H58ZM185 135V136H184ZM220 135H222V136H220ZM225 135V136H224ZM94 136V137H95ZM170 136V137H169ZM187 136V137H186ZM188 136H189V138H188ZM209 136V137H208ZM218 136H220V138L218 137ZM229 136V137H228ZM254 136V137H253ZM54 137V138H53ZM72 137V138H71ZM164 137V138H163ZM201 137V138H200ZM256 137H258V138H256ZM35 138V139H34ZM166 138V139H165ZM209 140L208 142H207V140ZM209 138V139H208ZM225 138H227L226 139V141H224L225 140ZM252 138V139H251ZM29 141H28V140ZM33 139V140H32ZM101 139V140H100ZM171 141H173L174 142V144H173V142H170V140ZM196 139V140H195ZM222 139V140H221ZM60 140V141H59ZM77 140V141H76ZM105 140H108V141H105ZM167 140H168V142H167ZM199 140V141H198ZM219 140V141H218ZM252 140V141H251ZM41 141V142H40ZM152 141V142H151ZM153 141L155 142V147L153 148V146H154V144H153ZM196 141H198V142H196ZM214 142L215 141V143H211V142ZM224 141V142H223ZM106 142H110V144H111V146L108 144V143H106ZM150 142H151V146H150ZM164 142V143H163ZM221 142V143H220ZM42 143V144H41ZM112 143H114V145L112 144ZM170 144V146H169V144ZM176 143V144H175ZM207 143V144H206ZM224 143L226 144V145H224ZM164 144V145H163ZM178 144V145H177ZM199 144V145H198ZM211 144H213L214 145V147H216V154L213 152V151H215L214 149V147H213V145H211ZM215 144H217V146L215 145ZM219 144V145H218ZM250 144V145H249ZM255 144V145H254ZM257 144V145H256ZM50 145V146H49ZM96 145V146H97ZM109 145V146H108ZM142 145H144V146H142ZM148 145V147H146ZM209 145V146H208ZM249 145V146H248ZM253 145V146H252ZM75 146V147H74ZM84 146V145H83ZM97 146V147H98ZM106 146V147H105ZM114 146H116L115 148H114ZM203 146V147H202ZM224 146V147H223ZM22 147V148H21ZM28 147V148H27ZM59 149H58V148ZM80 147V146H79ZM79 147L77 148V149H79ZM111 147V148H110ZM153 149H152V148ZM171 147V148H170ZM179 147V148H178ZM208 147V148H207ZM213 147V148H212ZM246 147V148H247ZM33 148V149H32ZM35 148V149H34ZM40 148V149H39ZM61 148V149H60ZM82 148V147H81ZM104 149V151H103V149ZM113 148V149H112ZM220 148H221V150H220ZM226 148V149H225ZM111 149H112V151H114V152H112L111 151ZM145 149H147V150H145ZM158 151H157V150ZM178 149V150H177ZM53 150H54V152H53ZM80 150V152H82L81 151V149H79ZM107 150H108V153H107ZM135 150V151H134ZM143 150H145L146 151V153H145V151L143 152ZM153 150H155L154 151V153H153ZM177 150V151H176ZM57 151V152H56ZM59 151V152H58ZM76 151V150H75ZM74 151V154H76V156L77 157H79L80 156V158H76V156H75V160H74V162L75 163H77L76 165H77V167H78V165H80V166H82L83 165V167H85L86 168V166H85V161H84V159H81V158H83L84 156L82 155V153H80L78 150H77V152H75ZM100 151V152H99ZM101 151H103V153L101 152ZM140 151V152H139ZM167 151V152H166ZM172 151H174L173 153H172ZM180 153H179V152ZM207 151V152H206ZM49 152H50V154H49ZM52 152V153H51ZM79 152V153H78ZM116 152V154H114ZM120 154V157L121 156H124V157H121V158H119V156H118V153ZM135 152H136V154H135ZM143 152V153H142ZM238 152H239V154H242V155H239L238 154ZM39 153V154H38ZM47 153V154H46ZM113 153V154H112ZM150 153V154H149ZM156 153H159L158 155H159V157H158V155L156 154ZM183 153V154H182ZM31 154V155H30ZM181 154H182V156H181ZM193 154V155H192ZM200 154V155H199ZM211 154V155H210ZM228 154V155H227ZM55 155V154H54ZM147 155H149V158H148V156ZM155 156V158H154V156ZM164 155V156H163ZM173 155V156H172ZM243 155L245 156V155H247V156H245V157H243ZM26 156V157H25ZM46 156H51L52 157V160H54V161H52V163H51V160H50V158L51 157H49V159H47L48 157H46ZM81 156H83V157H81ZM118 156V157H117ZM140 156V157H139ZM151 156V157H150ZM158 158H157V157ZM167 157V158H165V160H162V159H164V158H162V157ZM210 156V157H209ZM253 156V155H252ZM251 156V157H252ZM28 157V158H27ZM104 157H105V159H104ZM112 157V158H111ZM118 159H117V158ZM127 157H129V159L127 160V159H124V158H127ZM145 157H146V159L147 160H145ZM169 157V158H168ZM214 157V158H213ZM233 157V158H232ZM25 158V159H24ZM54 158V159H53ZM115 158H116V160H115ZM139 158V159H141V160H137V159ZM160 158V159H159ZM178 158V159H177ZM32 159V160H31ZM79 159H81L82 161H80ZM120 159V160H119ZM124 159V160H123ZM148 159L150 160V161H148ZM158 161H157V160ZM127 160V161H126ZM161 160L163 161V162H161ZM243 161V163L244 164H242V161ZM244 160H246V161H244ZM247 160H249V161H247ZM49 161V162H48ZM108 161L110 162V163H108ZM115 161L117 162L116 164H115ZM121 161V162H120ZM123 161H124V163H123ZM137 161V162H136ZM141 161V162H140ZM144 161L145 162H147V164L146 163H144ZM166 161V163H167V161L168 162H170V163H164ZM213 161V162H212ZM235 161H238V163L237 162H235ZM241 161V162H240ZM53 162H54V164H53ZM78 162H80L81 164H79ZM118 162H120V164H123L122 166L120 165V168H119V166H118V168L119 169H117V164H119ZM126 162V163H125ZM127 162H128V164H127ZM129 162L132 164H129ZM142 164V162H143V164L142 165H145L144 167H147V168H144V167H142V165L140 164V163ZM152 162H154V163H152ZM175 162H177V163H175ZM24 163V164H23ZM31 163V164H30ZM35 163V164H34ZM47 163V164H46ZM106 163L107 164H109L110 165V167H109V165L108 166H106ZM114 163V164H113ZM139 163V164H138ZM162 163H163V165H162ZM235 163V164H234ZM51 164V165H50ZM57 164V163H56ZM111 164H112V166L113 165H116V166H111ZM149 164V165H148ZM160 164V165H159ZM170 164H171V166H170ZM176 164V165H175ZM181 164H183V165H181ZM199 164V165H198ZM215 164V165H214ZM229 164V165H228ZM237 164H239V165H237ZM24 165V166H23ZM58 165V164H57ZM76 165H74V170H76ZM126 165V166H125ZM135 165H137V166H135ZM148 165V166H147ZM165 165L167 166V167H165ZM203 165H206L207 167H209V171L208 170H204L205 171V173H204V171H203V169L201 170H199L198 168H201V166H203ZM237 165V166H236ZM243 165V166H242ZM247 165H248V167H247ZM250 165V166H249ZM255 165V164H254ZM29 166V167H28ZM49 166H50V168H49ZM52 166V167H51ZM133 166V167H132ZM150 166V167H149ZM152 166V167H151ZM162 166H164L166 169H164V167H163V169L166 171V172H168V170H169V173H171V175H173L176 179H178L177 181H178V184H179V182H180V185L178 186H176V188H174V190L175 191H173L174 192V194H178V195H175V200L172 198V210L170 211V209H169V206L167 205H165V203L163 202V198H164V193H163V191L162 192H157L158 190H156V189H159V191H161V188H163L165 185H166V183H164V186L162 187V184H163V182H166L164 179L166 178V172L163 170V169H161L162 168ZM173 166V167H172ZM180 166V167H179ZM184 166V167H183ZM185 166H186V169L184 170L183 168H185ZM197 166V167H196ZM212 167V171H210L211 170V167ZM245 169H243L242 167ZM261 166V167H260ZM27 167V168H26ZM38 167V168H37ZM83 167H81V170L83 171V170H85V169H83ZM107 167V169L108 170H106V169H104V168H106ZM113 169H112V168ZM134 167H135V169H134ZM177 167V168H176ZM233 167V168H232ZM239 167H241V168H239ZM252 167V168H251ZM80 167H78V169H79ZM123 168V169H122ZM124 168H128V170H126V169H124ZM137 168H139L140 170H142L141 172H142V174H140L141 172H138V169ZM152 169V170H154L153 171V173H151L152 171H150L149 169ZM159 168V169H158ZM170 168V169H169ZM173 170H172V169ZM203 168V167H202ZM215 168V169H214ZM235 168V169H234ZM237 168V169H236ZM250 168V169H249ZM24 169V170H23ZM44 169V170H43ZM50 169V170H49ZM76 170V171H78V172H80L79 170ZM157 169V170H156ZM179 169V170H178ZM198 169V170H197ZM247 169V170H246ZM254 169V170H253ZM12 170V171H11ZM20 170V171H19ZM34 170V171H33ZM72 170H73V168H72ZM114 170H118V172L117 171H114ZM119 170H120V173H121V175L119 174ZM132 170V171H131ZM134 170V171H133ZM139 170V171H140ZM144 170L145 171H147V170H149L147 173L145 172L144 173ZM161 170H163V171H161ZM188 172H187V171ZM243 171V173L241 174V172H238V173H240V175H238L237 174V172L236 171ZM258 170V171H257ZM9 171V172H8ZM28 171V172H27ZM42 171V172H41ZM48 171H50V176H51V178H52V180H51V178H48L47 177V175L46 174H48ZM76 171H72L73 173V176H75L74 174H76V176L75 177H77L78 175H80L78 172L76 173ZM111 173H110V172ZM112 171H114V172H112ZM124 173H123V172ZM137 171V173H135ZM156 171V172H155ZM184 171H186V172H184ZM208 171V172H207ZM233 171V172H232ZM234 171H235V173H236V176H238V177H236L235 175H232V174H235L234 173ZM254 171H256V172H254ZM261 171V172H260ZM3 172V173H2ZM19 172V173H18ZM40 172V173H39ZM109 174H112L113 175V177L111 178L109 175H108V173ZM116 172V173H115ZM126 172H127V174H126ZM156 174H155V173ZM160 174H159V173ZM174 172V173H173ZM184 173V175H183V173ZM193 172V173H192ZM198 172H200V173H198ZM212 172H213V174H212ZM216 172V173H215ZM245 172V173H244ZM258 172V173H257ZM26 173V174H25ZM43 173V174H42ZM135 173V174H134ZM140 175H139V174ZM143 173L146 175V177L144 178V175H143ZM150 174V176H149V174ZM158 173V174H157ZM163 173V174H162ZM165 173V174H164ZM181 173V174H180ZM189 173V174H188ZM193 174L192 176L190 175V174ZM195 173V174H194ZM197 173V174H196ZM203 173V174H202ZM206 173H208L209 174V176H208V174H206ZM232 173V174H231ZM259 174L258 176L259 177H257L256 176V174ZM9 174V175H8ZM17 174V175H16ZM38 174V175H37ZM71 173L69 174V175H72ZM78 174V175H77ZM105 174L107 175V176H105ZM114 174L116 175V176H114ZM118 174V175H117ZM125 174V175H124ZM133 174V175H132ZM147 174H148V176H147ZM152 174L154 175H156V177H152ZM174 174H176V176L174 175ZM179 174V175H178ZM186 174H188L189 176H188V178H189V180L187 179V177H186ZM206 175L207 176V178L208 177H211L212 178V180L214 179V181H216V196L218 197H215V196H213L212 194L210 195L209 193L207 194V195H209L210 196V199H209V196H207L206 194H204V191L205 190H203L202 189V191H196V190H194L195 192V195H194V193H192L191 194V187L193 186V187H195V184H194V182L196 181V178L195 177H197V176H202V175ZM210 174H212V176H210ZM249 174V176H247ZM49 175V174H48ZM120 175V176H119ZM136 175V176H135ZM137 175H138V177H137ZM142 175H143V177H142ZM163 175V176H162ZM194 175H196L195 177H194ZM229 175V176H228ZM41 176V177H40ZM49 176V177H50ZM140 176V177H139ZM162 176V177H161ZM216 176V177H215ZM235 176V177H234ZM239 176L241 177V180H240V178H239ZM245 176V177H244ZM46 177V178H45ZM118 177V178H117ZM119 177L123 180V179H125V180H127V181H125V180H123V181H121V179H119ZM123 177V178H122ZM129 179H128V178ZM133 177H135V178H133ZM149 177H150V180H149ZM159 177H161V178H159ZM165 177V178H164ZM178 177H180V178H178ZM192 177V178H191ZM214 177V178H213ZM243 177V178H242ZM19 178V179H18ZM30 178V179H29ZM47 178H48V180H47ZM78 178V177H77ZM77 178L76 179H74L75 181H77ZM87 178V179H86ZM117 178V179H116ZM133 178V179H132ZM162 178H164V179H162ZM184 178H185V184L183 183V181H184ZM190 178L192 179L191 181H190ZM211 178L209 179L208 178V180H210L209 181V184L210 183H212V182H214V181H211ZM216 178V179H215ZM237 178H239V179H237ZM245 178V179H244ZM255 178V179H254ZM42 179V180H41ZM71 179V180H70ZM101 179V180H100ZM113 179V180H112ZM133 181H131V180ZM136 181H135V180ZM163 180V182L162 183H160V181H162ZM195 179V180H194ZM226 179V181H224V180ZM252 179V180H251ZM258 179V180H257ZM261 179L263 180V181H261ZM2 180V181H1ZM14 180V181H13ZM19 180H20V182H19ZM69 180H70V182H69ZM99 180H100V182H99ZM112 180V181H111ZM121 182H120V181ZM147 180V182H145ZM157 180V182L158 183H156L155 181ZM180 180V181H179ZM181 180H183V181H181ZM237 180H240V182L239 181H237ZM256 180V181H255ZM47 181H48V183H47ZM103 181H105V182H103ZM107 181V182H106ZM114 181H115V184H114V186H113V183H114ZM119 183H117V182ZM131 181V182H130ZM142 181V182H141ZM155 182V183H150V182ZM190 183V182H192L194 185H192L191 183L189 184L188 182ZM224 181V182H223ZM4 182V183H3ZM46 182V183H45ZM52 182L53 183H55L56 184V186L54 185V184H52ZM128 182H130L129 184H133V185H129L128 184ZM136 182H137V184H136ZM148 182H149V184H148ZM187 182V183H186ZM197 182V181H196ZM258 182V183H257ZM29 183V184H28ZM45 183V184H44ZM85 183V184H84ZM97 183V184H98ZM112 183V184H111ZM144 183V184H143ZM146 183V184H145ZM182 183V184H181ZM44 184V185H43ZM66 184V185H67ZM68 184V185H69ZM86 184H88L87 186H89V187H87V186H85ZM104 184V185H103ZM127 184V185H126ZM139 184V185H138ZM142 184H143V187L145 186V185H150L151 186V184H153L151 187H152V189H150L151 187H149L148 185L147 186H145L144 188L142 187ZM154 184L155 185H157V186H154ZM188 185V187H186L187 185ZM213 184H215V182L213 183ZM213 184H211V185H213ZM52 185V186H51ZM53 185L55 186V188L57 189V191H56V189H54V187H53ZM83 185V186H82ZM116 185H119V186H121V188L119 187V186H116ZM129 185V186H128ZM186 185V186H185ZM191 185V186H190ZM25 186H27V187H25ZM116 186V187H115ZM160 187V188H157V187ZM183 186V187H182ZM185 186V187H184ZM220 186V187H219ZM228 186V187H227ZM250 186V187H251ZM68 187H70V188H68ZM75 187H77V188H75ZM83 187H85V188H83ZM106 187H107V189H106ZM109 187H112V188H109ZM119 187V188H118ZM124 187V188H123ZM140 187V188H139ZM146 187H148V189L149 190H151V191H148V193H147V190L148 189H146ZM179 187V188H178ZM190 187V189L189 190H187V188H189ZM192 187V188H193ZM251 187V188H252ZM30 188H31V190H30ZM68 188V189H67ZM97 188H95V189H97ZM137 188V189H136ZM155 188V189H154ZM165 188V187H164ZM181 188V189H180ZM227 188V189H226ZM10 189V190H9ZM16 189V190H15ZM62 189V188H61ZM70 189V190H69ZM111 189H112V191H113V195H111L112 194V192H111ZM115 189V190H114ZM144 189V190H143ZM177 189H178V191H181V192H178V193H176L177 192ZM220 189V190H219ZM252 189V190H253ZM258 189H261V191L259 190V191H257ZM52 192H51V191ZM146 190V191H145ZM163 190V189H162ZM184 190V191H183ZM226 190H228V191H226ZM14 191V192H13ZM67 191H69V192H67ZM124 191V192H123ZM128 191V192H127ZM154 191H156V192H154ZM191 191V192H190ZM8 192V193H7ZM59 192H61V196H60V194H59V197H61V198H58V200H61V201H59V203L57 202V200L56 199H54L57 203H58V205L56 204V203H54V201H53V197H54V194L55 193H59ZM73 192H74V194H73ZM85 192V193H84ZM115 192H117V193H115ZM146 192V193H145ZM149 192H152V194H150ZM201 194H200V193ZM206 192V191H205ZM223 192V193H222ZM69 193V194H68ZM77 193V194H76ZM84 193V194H83ZM101 193H103L104 195H106L107 194V196H103ZM159 195H158V194ZM163 195H162V194ZM207 193V192H206ZM219 193V194H218ZM237 193V194H236ZM7 194V195H6ZM62 194H63V196H62ZM66 194H68V195H66ZM72 194V195H71ZM76 194V195H75ZM93 195V196H91V195ZM109 194V195H108ZM118 194H120V195H118ZM124 194H126V195H124ZM140 194V195H139ZM147 194V195H146ZM157 194V195H156ZM227 196H226V195ZM235 194V195H234ZM84 195V196H83ZM86 195V196H85ZM118 195V197H119V200L118 199H116V198H118V197H116V196ZM123 195L125 196L124 198H126V199H124L123 198ZM142 195V196H141ZM183 195V196H182ZM184 195H186V196H184ZM193 195V196H192ZM197 195H200V196H197ZM203 195H205V196H203ZM256 195V194H255ZM24 196V197H23ZM50 196V197H49ZM56 196H57V194H56ZM55 196V197H56ZM71 196V197H70ZM100 196H102L101 198H100ZM135 196V197H134ZM151 198H150V197ZM153 196V197H152ZM155 196V197H154ZM157 196H158V198H157ZM160 196V197H159ZM182 196V198L180 199V197ZM192 196V197H191ZM259 196V194H257L256 195V198H258V199H256L257 201H259V199H260V197H258ZM23 197V198H22ZM48 197V198H47ZM73 197H74V200H73ZM78 199H77V198ZM87 197V198H86ZM92 197L94 198V200L92 199ZM96 197H99V200H96ZM104 197V198H103ZM105 197H106V199H107V201H105L104 199H105ZM129 197H130V199H131V201H130V199H129ZM132 197H133V199H132ZM137 197V198H136ZM147 197V198H146ZM149 197V198H148ZM161 197H163V198H161ZM178 197V198H177ZM185 199H187L188 201H190V200H193V198H195V202H196V199L198 198L199 200V202L197 203L198 205H200L199 203H201L204 199H206L205 201V203H207V204H209V206L207 205L206 206V204H204V206H203V203H201V205L203 206H198V205H196V203L194 202H192V201H190L191 203H192V206L193 207H191V203L189 204L188 203V201L186 200L185 202H184V198ZM200 197H201V199H202V201H200ZM203 197H204V199H203ZM206 197V198H205ZM208 197V198H207ZM65 198V199H64ZM67 198V199H66ZM72 198V199H71ZM90 198H91V200H90ZM114 200H112V199ZM136 198V199H135ZM152 198H155V200L153 201V199ZM159 198H161V200L159 199ZM191 198V199H190ZM37 199H40V200H37ZM50 199H51V202H50ZM66 201H64V200ZM98 199V198H97ZM103 199V200H102ZM125 200V201H122V200ZM135 199V203H134V201H132V200H134ZM139 199V200H138ZM147 199V200H146ZM152 199V202H150V200ZM159 201V202H162V203H159L157 200ZM209 199V201H207ZM233 199H235V200H233ZM14 200V201H13ZM16 200V201H15ZM24 200V201H23ZM26 200H27V202H26ZM44 200V201H43ZM48 200V201H47ZM70 200H72V201H70ZM86 202H85V201ZM90 200V201H89ZM181 200H183V203L181 202ZM29 201V202H28ZM39 201H41V202H39ZM47 201V202H46ZM91 201H94L95 203H92ZM96 201H99V203H100V205L96 202ZM105 201V206H107L108 204V206L106 207V209L104 208L105 206H103V202ZM111 201V202H110ZM119 201H121L120 203L121 204H119ZM143 201H144V205H143ZM179 203H178V202ZM212 201V200H211ZM12 202V203H11ZM61 202V203H60ZM89 202H91V203H89ZM114 202V203H113ZM123 202L124 203H126V204H123ZM128 202H130L131 204H133V205H131L130 206V203H128ZM157 202V203H156ZM174 202H175V206H176V204L178 205L177 207H175L174 206ZM204 202V201H203ZM233 202V203H232ZM41 203V204H40ZM47 203V204H46ZM62 203H65L64 205L62 204ZM89 203V204H88ZM111 203V204H110ZM127 203H128V206H127ZM149 203V204H148ZM155 203V204H154ZM185 203L187 204L186 205V207H184L185 206ZM220 203H221V205H220ZM30 204V205H29ZM55 204V205H54ZM88 204V205H87ZM93 204H94V206H93ZM96 204H98V206H100L101 208L100 209H98V210H100L99 211V213H96V212H98L97 211V208H99ZM112 204H113V206H112ZM118 204V205H117ZM136 204L139 206V208H137V206H136ZM148 204V205H147ZM151 204V205H150ZM154 206H153V205ZM165 205L164 207H163V205ZM183 204V205H182ZM74 205V206H73ZM85 205V206H84ZM87 205V206H86ZM91 205V206H90ZM103 207H102V206ZM119 205H121V206H119ZM122 205H124L125 206V208H123L124 206H122ZM150 205V206H149ZM156 205H158V206H156ZM179 205H180V207H179ZM190 205V206H189ZM225 205V206H224ZM230 205V206H229ZM236 205H237V207H236ZM62 206V207H61ZM69 206V207H68ZM82 206V207H81ZM109 206H111V207H109ZM116 206V207H115ZM134 206V207H133ZM135 206H136V208H135ZM156 206V207H155ZM174 206V207H173ZM183 206V207H182ZM191 208V210L190 209H188L189 207ZM201 207V209H202V211H200V213H199V211H198V207ZM223 206V207H222ZM86 207V208H85ZM94 207H96L95 209H94ZM120 207V208H119ZM128 207H130V208H128ZM153 207V208H152ZM159 207V208H158ZM168 207V208H167ZM195 207H197V209H194ZM220 207V208H219ZM234 207V208H233ZM25 208V209H24ZM40 208V209H39ZM47 208V209H46ZM62 208V209H61ZM88 208H89V210H88ZM104 208V209H103ZM117 208H119V209H117ZM134 208H135V211H137L136 209H140V210H138L137 211V213H140V211H141V216L143 217H141L139 214H137L136 212H134ZM162 208V209H161ZM175 208L176 209H181L180 211H182V212H177V210H175ZM182 208H184V209H182ZM206 208V209H205ZM44 209H45V211H44ZM65 209V210H64ZM70 209V210H69ZM91 209H92V211H91ZM101 209L102 210H104V212H102L101 211ZM111 209V210H110ZM117 209V210H116ZM121 209H124L123 211L125 212V211H128L127 213H129V214H131L130 215V218L132 219V214H137L138 216H136V218L139 220H135V222H133V219L130 221L131 222V224H129V221H127L126 223H125V221L123 222L120 218H121V215H120V217H119V215H116V214H121L123 211L121 210ZM127 209V210H126ZM142 209V210H141ZM168 209V210H167ZM178 209V210H179ZM201 209H199V210H201ZM60 210V211H59ZM95 210V211H94ZM110 210V211H109ZM158 210V211H157ZM165 210V211H164ZM167 210V211H166ZM197 210V211H196ZM203 210H204V213H203ZM221 210H222V212H221ZM64 211V212H63ZM88 211V213H86ZM122 211V212H121ZM131 211H133V213L131 212ZM143 211V212H142ZM160 211V212H159ZM168 211H169V213H168ZM174 211H176V212H174ZM207 211V212H206ZM48 212V213H47ZM61 212V213H60ZM100 212H102V213H100ZM110 212V213H109ZM119 212V213H118ZM121 212V213H120ZM151 212V213H150ZM152 212H154V213H152ZM163 212V213H162ZM172 212V213H171ZM197 212H198V214H197ZM203 213V215H202V217H200L201 216V214ZM237 212V213H236ZM40 213V214H39ZM85 213H86V215H85ZM92 213H94V214H92ZM96 213V214H95ZM171 213V214H170ZM175 215H174V214ZM176 213H179L180 214V216H178L179 214H177L176 215ZM181 213H183V214H181ZM208 213V214H207ZM35 214V215H34ZM88 214H90V215H88ZM99 216H98V215ZM104 214H106V216H104ZM108 214H110L109 216H108ZM112 214H113V216H112ZM115 214V215H114ZM152 214V215H151ZM159 214V215H158ZM195 214H197V215H195ZM227 214V215H226ZM95 215V216H94ZM100 218V219H102V220H105L106 221V223H107V225H105L106 223H105V221H99L98 219H97V216ZM143 215H145V217L143 216ZM182 215V216H181ZM184 215H187V218H186V216H184ZM229 215V216H228ZM22 216V217H21ZM25 216H26V218H27V220H26V218H25ZM91 216H93V217H91ZM107 216H108V218H107ZM112 216V217H111ZM119 218H118V217ZM139 216L141 217V218H139ZM159 216V217H158ZM165 216L166 217H168V218H165ZM190 216V217H189ZM61 217V218H60ZM103 217V218H102ZM149 217H150V219H149ZM153 217V218H152ZM162 217H164V218H162ZM172 217H174V219L172 218ZM189 217V218H188ZM223 217V220L226 222H223V220L221 221V219L220 218H222ZM236 217V219H234ZM63 218V219H62ZM90 220H89V219ZM93 218V219H92ZM97 220H96V219ZM107 218V219H106ZM120 219L123 223H121V221H120V225H119V221H117L118 219ZM155 218V219H154ZM162 218V219H161ZM230 218V219H229ZM243 218H246L247 220H244L243 221ZM13 219V220H12ZM18 219V220H17ZM21 221H20V220ZM112 219V220H111ZM115 219V220H114ZM140 219H142L141 221H140ZM145 219V222H143V220ZM159 220V221H157V220ZM165 219V220H164ZM171 219V220H170ZM190 219V220H189ZM216 219V220H215ZM218 219H220V221L218 220ZM234 219V220H233ZM239 219V220H238ZM16 220V221H15ZM30 220H31V222H30ZM76 220V221H75ZM96 220V221H95ZM108 220V221H107ZM110 220V221H109ZM148 220V221H147ZM214 220H215V222H214ZM22 221H24V222H22ZM29 221V222H28ZM36 221V222H35ZM93 221V222H92ZM98 221L99 222H101L102 224H100V223H98ZM116 221V222H115ZM164 223V225L167 227L165 230H163V232H162V230H160V231H158L157 229H156V227L159 225V224H161L162 222ZM167 221V222H166ZM169 221V222H168ZM172 221V222H171ZM191 221V222H190ZM22 222V223H21ZM34 222V223H33ZM45 222V223H44ZM60 222V224H58ZM73 222V223H72ZM88 222V223H87ZM92 222V223H91ZM96 222V223H95ZM109 222V223H108ZM117 223V224H115V223ZM134 223V226L132 225L133 223ZM138 222V223H137ZM152 222V223H151ZM156 224H155V223ZM159 222V223H158ZM197 222V223H196ZM198 222H199V224H198ZM222 224H221V223ZM231 222H232V224H231ZM24 223H26V224H24ZM29 223V224H28ZM80 223V224H79ZM104 223V224H103ZM125 223V224H124ZM137 223V226L135 225ZM162 223V224H163ZM215 223L217 224V225H215ZM235 223V224H234ZM23 224V225H22ZM28 224V225H27ZM79 224V225H78ZM110 224V225H109ZM115 224V225H114ZM126 224H127V226H126ZM129 224V225H128ZM140 224H142V225H140ZM194 224V225H193ZM223 224L225 225V226H227V224H228V226L227 227H224V228H227L225 231H221V230H223L224 228L222 227L223 226ZM230 224V225H229ZM243 224V225H242ZM86 225V226H85ZM90 227H89V226ZM97 225V226H96ZM101 225V226H100ZM104 225V226H103ZM109 225V226H108ZM157 225V226H156ZM169 225V226H168ZM221 225V226H220ZM29 226V227H28ZM33 226V227H32ZM106 226V228H107V226H108V228H111V230L113 231H111V230H109L108 228L105 230V231H103ZM111 226V227H110ZM115 226V227H114ZM122 226V227H121ZM136 226V227H135ZM146 226V227H145ZM154 226V227H153ZM191 226V227H192ZM32 227V228H31ZM71 229H70V228ZM92 227V228H91ZM99 227V228H98ZM102 227V228H101ZM117 227V228H116ZM120 227V228H119ZM130 227V228H129ZM132 227H134V228H136L138 231V233L136 232V230L134 231V229H131ZM195 227V226H194ZM231 227V228H230ZM249 227V228H248ZM24 228V229H23ZM29 228V229H28ZM104 228V229H103ZM115 228V229H114ZM197 228L200 230V227H195L194 229H196V231H197ZM221 228H223V229H221ZM12 229H13V232H12ZM28 229V230H27ZM34 229V230H33ZM117 229V230H116ZM129 229H131V231H128ZM140 229V230H139ZM148 229V230H147ZM221 229V230H220ZM249 229V230H248ZM26 230L28 231V232H26ZM31 230V231H30ZM69 230V231H68ZM81 232H79V231ZM88 230V231H87ZM108 230V231H107ZM115 230V231H114ZM120 230V231H119ZM123 230V231H122ZM150 230V231H149ZM171 231V233L168 231ZM232 230V231H233ZM244 231V233H243V231ZM249 232H248V231ZM33 231H34V233H36V234H34L33 233ZM76 231H78L79 233H77ZM85 231V232H84ZM94 231V232H93ZM102 231V232H101ZM119 231V232H118ZM155 231V232H154ZM164 231H166V232H164ZM229 231V230H228ZM239 231V232H238ZM246 231V232H245ZM24 232V233H23ZM68 232V233H67ZM101 232V233H100ZM115 232V233H114ZM117 232V233H116ZM126 232V233H125ZM128 232H130V233H128ZM133 233V237L131 236V234ZM137 234H136V233ZM144 232V233H143ZM148 232H150L149 234H148ZM160 232V233H159ZM223 232V233H222ZM109 233H112V234H109ZM113 233H114V235H113ZM118 233H119V235H118ZM123 233V234H122ZM140 233H141V235H140ZM146 233V234H145ZM164 235H163V234ZM172 233H174V234H172ZM227 233V232H226ZM244 235H243V234ZM247 233V234H246ZM27 234V235H26ZM73 234V235H72ZM103 234V235H102ZM109 236H108V235ZM116 234V235H115ZM127 234V235H126ZM136 234V235H135ZM161 234V235H160ZM14 235H15V237H14ZM38 235V236H37ZM68 235L70 236L69 237V239L70 238H73L74 236V238H81L80 239V242H82L83 243V245L84 246H82V243H81V246L79 247L81 250H83L84 248H86V249H84V251L86 252L87 250H89L88 252H86V253H84V251H81L79 248H78V250H77V252H74V250L68 245V244H70V242H68V241H70L69 239H68V241H66L67 240V238H68ZM111 235V236H110ZM113 235V236H112ZM117 235L119 236V237H117ZM122 235V236H121ZM137 235H139L138 236V238H137ZM169 235V236H168ZM247 235V236H246ZM96 236V237H95ZM103 236V237H102ZM109 238H108V237ZM120 236H121V238H120ZM127 236H129V238L128 239H126L127 238ZM136 236V237H135ZM140 236H141V238H140ZM240 236V237H239ZM243 236V237H242ZM245 236V237H244ZM253 236V235H252ZM92 237V238H91ZM112 237V238H111ZM124 237H126V238H124ZM164 237V238H163ZM9 238V239H8ZM11 238V239H10ZM12 238H14V239H12ZM16 238V239H15ZM31 238V239H30ZM43 238H51V239H49L50 241H47V239H43ZM65 238H66V240H65ZM96 238H97V241H96ZM98 238H101V239H99L98 240ZM103 238H105V239H108V240H105V239H103ZM135 238V239H134ZM161 238V239H160ZM224 238H222L223 240H224ZM29 239H30V241H29ZM33 239V240H32ZM37 239V240H36ZM84 239V240H83ZM110 239V240H109ZM137 239H140V240H138L137 241ZM163 239V240H162ZM174 239H175V241H174ZM237 239H238V241H237ZM245 241H244V240ZM250 239H252V237L250 238ZM248 240L249 242L251 241V240ZM7 240V241H6ZM13 240V241H12ZM16 240V241H15ZM27 240V241H26ZM63 240V241H62ZM165 240V241H164ZM12 241V242H11ZM32 241V242H31ZM36 241V242H35ZM38 241V242H37ZM135 243H134V242ZM140 241V242H139ZM177 241V242H176ZM225 241V240H224ZM223 241V242H224ZM236 241V242H235ZM247 241V242H248ZM27 242H29V245H28V243ZM48 243L47 245L45 244V243ZM88 242H90V243H88ZM97 242V243H96ZM129 242V243H128ZM235 242V243H234ZM246 244H245V243ZM92 243V244H91ZM102 243V244H101ZM126 243H128V245L126 246ZM134 243V244H133ZM140 244V245H138V244ZM168 243V244H167ZM220 243H222V242H220ZM7 244V245H6ZM16 244V245H15ZM23 244V245H22ZM32 244V245H31ZM39 244H40V246H39ZM63 244V245H62ZM66 246H65V245ZM86 244H88V245H86ZM101 244V245H100ZM123 244V243H122ZM136 244H137V246H136ZM157 244V245H156ZM175 244H177L176 246H175ZM182 245V248L181 247H179V246H181ZM45 245H46V247H45ZM50 247H49V246ZM68 245V246H67ZM174 245V246H173ZM237 247H236V246ZM49 248H48V247ZM55 246V247H54ZM65 246V247H64ZM88 246V247H87ZM102 246H104V247H102ZM158 246H160V247H158ZM222 246V245H221ZM68 247H69V249H68ZM83 247V248H82ZM90 247V248H89ZM96 248V250L94 249V248ZM98 247H99V251H97L98 250ZM103 249H102V248ZM134 247V248H133ZM164 247V248H163ZM175 249H174V248ZM232 247V248H231ZM18 248V249H17ZM32 248V249H31ZM46 248H48V249H46ZM53 248V249H52ZM65 248V249H64ZM101 248V249H100ZM129 248V249H128ZM161 248V249H160ZM181 248V249H180ZM249 248V247H248ZM10 249V250H9ZM31 249V250H30ZM35 249V250H34ZM71 249V250H70ZM92 249V250H91ZM94 249V250H93ZM131 249H136V251H138V252H136L135 250V253H133L134 251L133 250H131ZM139 249V250H138ZM158 249V250H157ZM179 249L181 250L180 252H179ZM220 249H222V247H220ZM239 249H241V251L239 250ZM250 249V248H249ZM26 250H28L29 251V253L26 251ZM52 250V251H51ZM55 252H54V251ZM73 253L74 252V254H72L70 251ZM103 250V251H102ZM114 252H113V251ZM182 250H183V254H182V256H181V253H182ZM33 252V253H31V252ZM40 251L42 252V256L40 257L39 255V253H40ZM92 251H93V253H92ZM95 251H97L96 253H94ZM101 251V252H100ZM111 251H112V254H113V256L114 257H116V259H113L114 257L112 256V255H110L111 254ZM131 251H133V252H131ZM171 251H174V252H171ZM231 251V252H230ZM48 252V253H47ZM51 252V253H50ZM58 252V253H57ZM60 252V253H59ZM80 252V253H79ZM83 252V253H82ZM98 252H99V254H98ZM104 252H106V254L107 253H109L108 255H105V253ZM155 252V253H154ZM165 252V253H164ZM168 252H169V254H168ZM175 252H177V253H175ZM229 252H230V255H229ZM233 252V253H232ZM25 253H27V254H25ZM31 253V254H30ZM46 253V254H45ZM71 253V254H70ZM76 253H78V254H76ZM88 253V254H87ZM163 253V254H162ZM178 253H179V255H178ZM186 253V255H185V257H184V254ZM235 253V254H234ZM263 253V254H262ZM262 255H259L260 256V260L263 258V260H264V250L262 251ZM12 254V255H11ZM32 254H34V255H32ZM54 254V255H53ZM56 254V255H55ZM86 254V255H85ZM94 254V255H93ZM115 254V255H114ZM118 254V255H117ZM163 256H162V255ZM177 254V256H175ZM192 254H193V256H192ZM229 255V257H228V255ZM238 254V255H237ZM8 255V256H7ZM31 255V256H30ZM36 255V256H35ZM37 255H38V257H37ZM58 255H59V257H58ZM63 255H64V257H63ZM66 255H68L67 256V258H66ZM70 255H73L72 256V258H69V257H71ZM76 255H78L79 256V261L78 262H76L77 260V258H78V256H75ZM90 255H92L93 256V258H92V261H94V262H92L91 261V257L92 256H90ZM98 255H101V256H99L98 257ZM105 255V256H104ZM133 255H134V259H132L133 258ZM156 255V256H155ZM171 255H173V256H171ZM12 256V257H11ZM32 256H35L36 258H39L38 260L36 259V258H34V257H32ZM113 257V258H111V257ZM131 257V259L132 260H130V257ZM139 256V257H138ZM238 256V257H237ZM42 257H43V261H44V259H45V261L44 262H42ZM45 257V258H44ZM46 257H48L49 259H47L48 260V262L46 261ZM75 257V258H74ZM137 257V258H136ZM160 257H161V259H160ZM170 257V258H169ZM180 257V258H179ZM184 259H183V258ZM233 257V258H232ZM236 257V258H235ZM11 258V259H10ZM54 258V259H53ZM58 258V259H57ZM75 259V261L74 260H72V261H70L71 259ZM103 260H102V259ZM104 258H105V260H104ZM156 258V259H155ZM167 258H168V260H167ZM62 259V260H61ZM66 259V260H65ZM110 259V260H109ZM159 259V260H158ZM36 260L38 261V262H36ZM69 260V261H68ZM101 260H102V262H101ZM116 260V261H115ZM140 260V261H139ZM144 260V261H143ZM183 260V261H182ZM262 260V261H263ZM32 261V262H31ZM104 261V262H103ZM133 261V262H132ZM158 261H162V262H158ZM182 261V262H181ZM23 262V263H22ZM30 262V263H29ZM69 262V263H68ZM72 262V263H71ZM114 262V263H113ZM155 262V263H154ZM197 264H199V263H197Z\"/></svg>", "mask_w": 264, "mask_h": 264}]
</instances>
